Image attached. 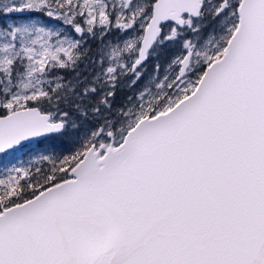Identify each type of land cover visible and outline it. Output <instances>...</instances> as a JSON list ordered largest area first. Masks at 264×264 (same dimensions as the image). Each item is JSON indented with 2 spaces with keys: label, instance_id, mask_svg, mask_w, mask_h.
I'll use <instances>...</instances> for the list:
<instances>
[{
  "label": "snow or ice",
  "instance_id": "6c2138e0",
  "mask_svg": "<svg viewBox=\"0 0 264 264\" xmlns=\"http://www.w3.org/2000/svg\"><path fill=\"white\" fill-rule=\"evenodd\" d=\"M0 264H264V0H0Z\"/></svg>",
  "mask_w": 264,
  "mask_h": 264
},
{
  "label": "rangeland",
  "instance_id": "374dc122",
  "mask_svg": "<svg viewBox=\"0 0 264 264\" xmlns=\"http://www.w3.org/2000/svg\"><path fill=\"white\" fill-rule=\"evenodd\" d=\"M4 2H7V0H4ZM8 23H11V20H9ZM148 71L149 72L152 71V65H151V63H149ZM75 150H76L75 147L74 146H71V148L68 150L69 153H64L63 152V154L64 155L71 154ZM25 151L26 150H22V151L16 152L15 155L12 156V157H9V159H12L13 162H16V163H24V164L27 165V163L29 162V159L32 156V154L29 153L28 155H25ZM60 151H63V149L60 150ZM60 151H58L56 153V155H59L60 154ZM39 166H42V165H39Z\"/></svg>",
  "mask_w": 264,
  "mask_h": 264
},
{
  "label": "trees",
  "instance_id": "16d2710c",
  "mask_svg": "<svg viewBox=\"0 0 264 264\" xmlns=\"http://www.w3.org/2000/svg\"><path fill=\"white\" fill-rule=\"evenodd\" d=\"M71 148V146H68L67 148H64L63 149V152L64 153H69L68 150ZM67 155H70V154H67ZM43 166V165H42Z\"/></svg>",
  "mask_w": 264,
  "mask_h": 264
}]
</instances>
